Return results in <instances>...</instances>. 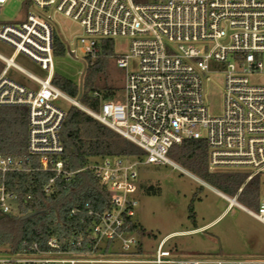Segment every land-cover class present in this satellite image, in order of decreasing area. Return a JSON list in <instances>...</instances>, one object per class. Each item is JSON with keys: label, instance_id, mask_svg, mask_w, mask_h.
Here are the masks:
<instances>
[{"label": "built area", "instance_id": "2783aa9c", "mask_svg": "<svg viewBox=\"0 0 264 264\" xmlns=\"http://www.w3.org/2000/svg\"><path fill=\"white\" fill-rule=\"evenodd\" d=\"M9 0H0L1 7ZM16 1V0H12ZM37 12H26L17 24H0V43L36 64L46 74L38 80L0 56V108H24L27 117V160L0 155V216L15 215L16 197L6 189V176L39 172L51 175L44 187L49 194L57 181L69 182L89 171L106 190L111 210L98 214L86 205L80 224L86 230L63 242L48 238L39 247L23 243L22 251H0V264H264V260H179L164 251L161 242L154 256L138 255L136 239L128 236L133 217L140 166H171L214 192L264 226V202L256 212L236 203L243 187L264 174V0H27ZM60 15L77 24L83 36L63 42L64 57L76 62L95 60L101 42L127 39V54L112 57L124 71L122 101L102 102L98 113L55 89L52 50L53 18ZM211 65L220 66L222 110L211 116L205 102ZM9 70L26 77L33 88L7 78ZM97 97V94L93 95ZM60 100L130 142L144 160L89 158L72 171L63 159L60 132L66 111ZM183 141H203L210 174H243L244 184L230 199L190 176L167 159ZM30 160H34L31 166ZM78 216L77 210L65 214ZM126 230V231H125ZM115 246V247H114Z\"/></svg>", "mask_w": 264, "mask_h": 264}, {"label": "trees", "instance_id": "16d2710c", "mask_svg": "<svg viewBox=\"0 0 264 264\" xmlns=\"http://www.w3.org/2000/svg\"><path fill=\"white\" fill-rule=\"evenodd\" d=\"M133 2L140 4L148 1ZM100 45L101 55L94 61L86 59L87 75L80 88L56 74L51 80L55 89L94 113L98 111L102 102L112 101L115 94L112 88L100 89L95 84V77L103 72L111 60L109 58L113 57V41H102ZM52 50L55 59L64 58L63 42L54 33ZM2 68L3 65L0 63V72ZM94 94L98 96L94 97ZM26 141V110L0 108V155L27 160ZM60 143L63 147V159L72 171L82 169L87 160L93 157L136 161L144 157V153L136 146L73 107L66 110ZM167 159L190 176L230 199L236 196L246 179L243 174L208 173L207 148L203 141H183L179 146L170 149ZM34 163V160H30L31 166H34ZM50 177L51 175L34 171L6 176V189L16 197L17 213L0 219V251L19 253L22 251L23 243H33L42 247L48 238H56L63 242L72 234L86 230L87 226L80 224L81 219H85L87 225L91 223V219L86 216V205L90 206L92 212L98 214L111 210L108 193L91 172L82 171L67 183L57 181L51 192L45 194L44 187ZM258 185V177L253 178L243 187L237 200L257 208ZM138 191L146 197L160 195L158 187L144 183L138 185ZM196 196L197 194L193 196L187 210L188 219L193 226H195L193 203ZM72 210H77L78 216L66 219L65 214ZM27 216L30 217L23 220ZM126 225L129 227L127 230L129 233L137 234L140 238H150L143 229L134 226L131 220H127ZM138 255H141V249Z\"/></svg>", "mask_w": 264, "mask_h": 264}, {"label": "rangeland", "instance_id": "374dc122", "mask_svg": "<svg viewBox=\"0 0 264 264\" xmlns=\"http://www.w3.org/2000/svg\"><path fill=\"white\" fill-rule=\"evenodd\" d=\"M151 2L152 0H146ZM26 12H37L27 0L7 1L0 9V24H17ZM51 15L54 35L66 44H74L83 36L80 27L60 15L44 11ZM127 39L113 40L112 56L120 57L128 52ZM0 56L10 59L13 64L26 74L44 80L46 74L27 58L17 55L8 46L0 43ZM111 59L102 73L95 77V84L100 89L110 87L115 92L113 101L120 103L123 97L124 71L118 70L115 59ZM94 61V60H91ZM216 74H208L205 83V102L211 116H218L222 110L223 80L218 71L220 66L211 65ZM54 74L72 82L78 88L82 86L87 75L86 60L73 62L67 58L53 61ZM7 78L23 87L33 88V84L23 75L9 70ZM264 84V75L260 77ZM55 104L63 111L70 107L67 103L56 101ZM95 113H98L95 112ZM144 158V157H143ZM144 160V159H142ZM258 202H264V174L258 177ZM159 188L160 195L146 197L138 190L130 196L135 202L131 223L150 236L140 238L130 234L141 247V255L154 256L155 249L163 241L164 251L179 260H234L253 261L264 259V226L247 216L236 207L227 210L228 204L211 190L206 189L193 179L177 171L171 166H140L138 181ZM201 189V190H200ZM195 226L188 219V207L193 196ZM236 203L249 212H256L248 203L236 199ZM203 231H194L210 225ZM115 247V246H114ZM144 255V256H145Z\"/></svg>", "mask_w": 264, "mask_h": 264}, {"label": "crops", "instance_id": "0c3cea01", "mask_svg": "<svg viewBox=\"0 0 264 264\" xmlns=\"http://www.w3.org/2000/svg\"><path fill=\"white\" fill-rule=\"evenodd\" d=\"M216 221H214V222H212L210 225H208V226H206V227H204V228H201V229H197V230H194V231H196V232H198V231H203V229H206V228H208L209 226H211L213 223H215ZM163 242V241H162ZM161 243V242H160ZM159 245V244H158ZM140 249H141V247H140ZM169 253V252H168ZM170 254V253H169ZM145 255V254H144ZM143 255V257H150V256H152V254H150V255H145L144 256ZM171 255V254H170ZM175 259H177V258H175ZM260 260H264V259H260Z\"/></svg>", "mask_w": 264, "mask_h": 264}, {"label": "water", "instance_id": "95a60500", "mask_svg": "<svg viewBox=\"0 0 264 264\" xmlns=\"http://www.w3.org/2000/svg\"><path fill=\"white\" fill-rule=\"evenodd\" d=\"M3 216H0V219L2 218ZM30 216H27V217H24L23 220H26L28 219Z\"/></svg>", "mask_w": 264, "mask_h": 264}]
</instances>
